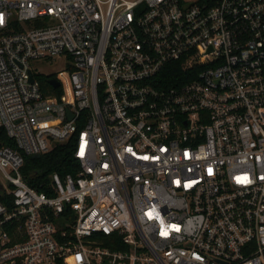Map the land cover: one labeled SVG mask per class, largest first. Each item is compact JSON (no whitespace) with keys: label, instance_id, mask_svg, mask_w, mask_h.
Returning <instances> with one entry per match:
<instances>
[{"label":"built area","instance_id":"1","mask_svg":"<svg viewBox=\"0 0 264 264\" xmlns=\"http://www.w3.org/2000/svg\"><path fill=\"white\" fill-rule=\"evenodd\" d=\"M0 129V264H264V0H0Z\"/></svg>","mask_w":264,"mask_h":264},{"label":"trees","instance_id":"2","mask_svg":"<svg viewBox=\"0 0 264 264\" xmlns=\"http://www.w3.org/2000/svg\"><path fill=\"white\" fill-rule=\"evenodd\" d=\"M176 64V63H175ZM180 66H177L167 72V82L169 84L175 82L176 76L180 73ZM42 85L46 88V77L39 76ZM58 92V89L56 91ZM0 139L3 143L13 145L12 140L8 139L3 131L0 129ZM73 142L69 139L63 143H55L51 149L41 153L38 156H25L24 163V174L28 179V182L34 186L38 191H45L48 185V175L50 172L57 171L61 175L66 173L75 174L79 169V162L74 158L73 153ZM36 171V177L29 176V171Z\"/></svg>","mask_w":264,"mask_h":264},{"label":"rangeland","instance_id":"3","mask_svg":"<svg viewBox=\"0 0 264 264\" xmlns=\"http://www.w3.org/2000/svg\"><path fill=\"white\" fill-rule=\"evenodd\" d=\"M65 60L61 58H57L55 61H53L50 64L46 63H36L34 64V69L35 70H40L44 72H57V71H63L65 69ZM0 182L2 184L6 183L5 179L0 176Z\"/></svg>","mask_w":264,"mask_h":264},{"label":"water","instance_id":"4","mask_svg":"<svg viewBox=\"0 0 264 264\" xmlns=\"http://www.w3.org/2000/svg\"><path fill=\"white\" fill-rule=\"evenodd\" d=\"M49 82H50V84H51L53 87H56V86H58V84H59L58 81L55 80V79H50ZM34 156H38V155H34ZM0 190H1V185H0Z\"/></svg>","mask_w":264,"mask_h":264}]
</instances>
